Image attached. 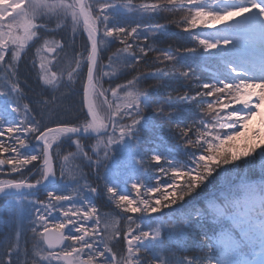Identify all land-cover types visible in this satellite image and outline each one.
Returning <instances> with one entry per match:
<instances>
[{
    "label": "snow or ice",
    "instance_id": "1",
    "mask_svg": "<svg viewBox=\"0 0 264 264\" xmlns=\"http://www.w3.org/2000/svg\"><path fill=\"white\" fill-rule=\"evenodd\" d=\"M256 117L264 0H0V264H264Z\"/></svg>",
    "mask_w": 264,
    "mask_h": 264
},
{
    "label": "rangeland",
    "instance_id": "2",
    "mask_svg": "<svg viewBox=\"0 0 264 264\" xmlns=\"http://www.w3.org/2000/svg\"><path fill=\"white\" fill-rule=\"evenodd\" d=\"M247 15V14H246ZM234 19H239L234 18ZM259 131L260 136L256 138V140L254 141L255 143H261L262 146H264V122L261 121L260 117H256L253 119V121H251L249 123V128L247 131V136L251 137L253 135L254 132ZM244 141L243 139H241V144H243Z\"/></svg>",
    "mask_w": 264,
    "mask_h": 264
},
{
    "label": "trees",
    "instance_id": "3",
    "mask_svg": "<svg viewBox=\"0 0 264 264\" xmlns=\"http://www.w3.org/2000/svg\"><path fill=\"white\" fill-rule=\"evenodd\" d=\"M230 23V22H229ZM220 27V26H218ZM78 100V97L76 98ZM239 144H241V140L238 141ZM242 145V144H241ZM258 145L262 146L261 143H258ZM0 204H3V201H0ZM7 219V216H5V220ZM7 229V225L6 223H0V233H3L4 231H6ZM245 252L249 255V257L251 256V252L252 249H245Z\"/></svg>",
    "mask_w": 264,
    "mask_h": 264
}]
</instances>
